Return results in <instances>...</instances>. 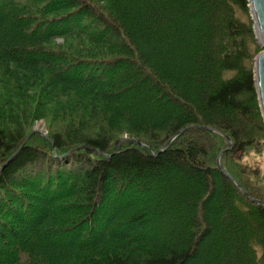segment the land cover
I'll list each match as a JSON object with an SVG mask.
<instances>
[{
	"label": "trees",
	"instance_id": "trees-1",
	"mask_svg": "<svg viewBox=\"0 0 264 264\" xmlns=\"http://www.w3.org/2000/svg\"><path fill=\"white\" fill-rule=\"evenodd\" d=\"M253 24L249 0H0V264H264Z\"/></svg>",
	"mask_w": 264,
	"mask_h": 264
},
{
	"label": "water",
	"instance_id": "water-1",
	"mask_svg": "<svg viewBox=\"0 0 264 264\" xmlns=\"http://www.w3.org/2000/svg\"><path fill=\"white\" fill-rule=\"evenodd\" d=\"M249 6H250V11H251V17L254 21L256 37L262 47V50L258 53V55L255 58V63H254L255 74L254 75H255V84H256V89H257L259 106H260V110H261V113L264 119V0H249ZM34 131H37L41 133L42 135H45L43 131L38 130L35 127L32 129L31 132H34ZM29 134L26 136L24 141L27 140ZM121 142L122 140L120 141V143ZM120 143L118 144V146L120 145ZM217 163L220 166V169L223 170V168L221 167L219 163V156L217 157ZM225 173L226 175L230 176L228 172L225 171ZM244 193L245 195L250 197L246 192ZM257 201L264 204V201H261V200H257Z\"/></svg>",
	"mask_w": 264,
	"mask_h": 264
},
{
	"label": "rangeland",
	"instance_id": "rangeland-1",
	"mask_svg": "<svg viewBox=\"0 0 264 264\" xmlns=\"http://www.w3.org/2000/svg\"><path fill=\"white\" fill-rule=\"evenodd\" d=\"M140 1H144V0H134V2H140ZM255 32V30H254ZM256 36V34H255ZM34 127L37 128L38 130H41V131H44L46 132L47 131V127H46V124H45V121L44 120H38L35 124H34ZM33 127V128H34ZM258 163H259V166H260V169H261V172L264 174V146H263V150L261 151V154L259 155L258 154ZM205 264H214V262L212 261H207Z\"/></svg>",
	"mask_w": 264,
	"mask_h": 264
}]
</instances>
